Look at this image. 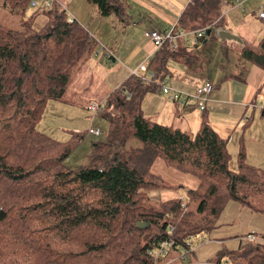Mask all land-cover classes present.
<instances>
[{"label":"trees","instance_id":"16d2710c","mask_svg":"<svg viewBox=\"0 0 264 264\" xmlns=\"http://www.w3.org/2000/svg\"><path fill=\"white\" fill-rule=\"evenodd\" d=\"M11 1L22 22L15 28L0 21V264H153L149 250L169 237L175 243L167 257L181 261L189 239L213 227V218L202 216L206 207L216 216L232 199L264 212V170L247 163L245 151L238 154L239 168L232 169L228 139L212 127L206 113L191 133L159 123L143 110L146 94L160 92L171 76V63L182 61L196 70L195 48L208 40L207 34L176 50L165 44L148 62L149 81L148 72L130 75L114 90L99 111L109 122L107 139L93 143L88 164L71 168L66 161L88 130L73 131L70 139L60 141L38 126L49 101L62 100L72 70L90 53L94 36L80 21L70 22L65 9H37L24 18L30 0ZM87 1L103 16L126 23L132 19L128 0ZM223 1L236 0H193L177 28L195 30L217 19L225 27ZM41 14L46 18L37 27ZM241 53L264 70V38L258 49L244 46ZM157 157L198 179L184 196L188 211L180 195L153 196L173 186L152 171ZM261 238H242L238 249L222 248L203 263L191 255L187 260L264 264Z\"/></svg>","mask_w":264,"mask_h":264},{"label":"rangeland","instance_id":"374dc122","mask_svg":"<svg viewBox=\"0 0 264 264\" xmlns=\"http://www.w3.org/2000/svg\"><path fill=\"white\" fill-rule=\"evenodd\" d=\"M61 1L68 6L69 10H77L79 21L94 36L95 44L87 57L73 68L71 82L62 100H51L49 102L38 127L60 141L70 139L73 131L88 130L90 123L100 128L101 136L88 133L79 143L78 148L67 159L66 164L69 167L79 168L90 162L93 143L106 140L109 131V122L102 113H94L87 109V103L84 104L86 97L92 95V98L98 104L106 103L112 92L120 86L118 84L125 82V80L123 81L124 77H122L124 72L121 71L126 69L123 62L125 58L122 55H117V60H113L112 56H107L109 49H106L105 45L110 42L113 44L111 46L115 49L118 48V52L125 53L129 50L132 58L139 55L142 48H145V56L143 58L145 61L149 55L147 46H150L151 41L145 35V26L137 22L136 18L133 19L132 17L131 21L126 23V20H121L114 15H101L97 6L87 0ZM185 1L188 2L189 0H183V2ZM240 1L246 2L245 5L238 8L246 18L242 21L240 29L232 28L231 26H228V28L235 35H238L236 34L238 32L241 34V36H238L241 37L242 43L237 40H229L226 41L228 46L225 47L221 44L222 39L220 36L212 33L207 35V42L200 41L195 48L197 57L192 60V66L198 70L199 76L210 79L214 84L215 91L221 88V79L225 75L238 74V70H242L241 66L251 64L243 57L240 48L249 46L252 49H258V36L260 33L264 35V21L259 19L260 7L264 4V2L260 4V1L264 0H236L234 3ZM237 6H241V3ZM16 9L19 11V8ZM16 9H13L11 0H0V21L7 23L11 27H21L22 18L16 13ZM37 9L39 8L30 5L27 7L25 15L30 16ZM223 14L221 13L225 23ZM44 18H46V15L41 14L36 20H42L44 24ZM254 23L258 26H255ZM152 24L151 22L147 23V28L150 29L154 26ZM98 40L106 41L107 44L102 46L98 43ZM98 52L102 54L99 55ZM150 59L151 57L148 62ZM97 62L100 65L94 66ZM132 70L135 69L130 70L129 76ZM139 74H143V71L139 70ZM227 93H229L228 88ZM106 95L107 97H105ZM143 101L147 111L150 110L149 107L155 110L157 108L155 103L160 104V92L147 93ZM255 102L262 105L260 108L261 121L256 119L247 123L246 120L242 119V121L236 125L233 124L230 129H227L223 121L212 120V124L216 127L220 136L229 140L230 166L234 170H237L240 165L238 159L240 151H245L247 163L264 170V140H256L264 139V118L262 117L264 110V85ZM197 109L199 110L200 108L197 106ZM153 114L159 116L160 113L153 112ZM158 120L160 122V117H158ZM200 125L197 129L191 126L188 131L195 133L200 128ZM214 126L213 128H215ZM152 171L161 174L173 184L171 188L154 192L153 196L156 197L155 199L162 200L179 195L186 196L187 190L190 187H196L198 184V179L195 176L174 168L161 157L153 160ZM202 216L212 217L213 227L199 232L188 241L193 250L190 255L194 261L199 263L214 259L222 248L238 249L241 239L250 233L264 235V212L255 211L238 200H228L216 216L209 214L208 207H206ZM261 241H264V239L261 238Z\"/></svg>","mask_w":264,"mask_h":264},{"label":"crops","instance_id":"0c3cea01","mask_svg":"<svg viewBox=\"0 0 264 264\" xmlns=\"http://www.w3.org/2000/svg\"><path fill=\"white\" fill-rule=\"evenodd\" d=\"M130 13L132 14L133 19L136 18L137 22H140L143 26H145V32L149 30L147 28V23H153L150 29L152 28H162L166 29L173 25L174 23H178L179 17L182 12L187 8L188 2L183 0H129ZM264 1H260V4ZM241 3V6H237ZM246 2L240 1L234 4L226 3L223 1L220 4V13H224L223 17L225 18V27L224 29L233 33L232 30L228 28L231 26L232 28L240 29L242 25V21L246 18V16L238 10L239 7L245 5ZM229 7V8H226ZM17 14H19L18 10H15ZM75 16L79 20V16L77 15L75 10H71ZM226 14V15H225ZM20 15V14H19ZM222 16V15H221ZM24 18H28L27 16H23ZM258 17V16H257ZM259 18V17H258ZM261 19V18H259ZM264 21V19H261ZM35 24L37 27H42V20H35ZM255 26H258L254 23ZM117 28V27H116ZM115 28V29H116ZM132 28V27H131ZM222 28V29H223ZM132 30V29H130ZM128 31V30H127ZM91 33V32H90ZM241 36L238 32L236 33ZM264 35L259 34V42L263 38ZM234 40V39H222L221 44L223 46H228L226 41ZM208 40L204 41L207 42ZM98 43L102 46L107 44L106 41H99ZM191 44V42H189ZM187 43V44H189ZM242 43V42H241ZM226 44V45H225ZM110 42L105 45L108 53L113 60H117V55H122L125 58L124 68L121 71L124 72L122 77L123 81L127 80L130 74L131 69H136L142 61H144L145 56V48H142L139 55L135 58L130 56V51L127 52H118V48L115 49L111 46ZM243 47L240 48V51ZM148 52L151 53L153 46L150 42V46H147ZM112 53V54H111ZM148 54V53H147ZM100 63L97 62L94 66H99ZM242 70H238V74L225 75L221 79V88L215 91L213 90L211 94V99L207 104L206 110L197 109L196 102L194 99L189 98L185 101L184 104H180L178 102H174L170 100L166 95L160 91V104L155 103L157 108L153 110L149 107L150 110H146L145 102L143 101V110L145 114L151 117L153 120L159 122L158 117H160V122L162 124H173L177 127H180L183 130L188 131V129L193 126L194 129H197L202 124L203 114L206 113L208 121H223L225 124V128L230 129L233 124H237L242 121V119L247 122L255 121L258 119L261 121L260 108L261 104H258L256 101V97H259V93L261 88L264 85V70L258 67L257 65L246 64L241 66ZM170 77L167 78V83L172 85L180 90L185 92L194 91L198 85L203 83L206 80H210L208 78H203V76H199L198 70H194L192 68H188L183 62L179 63H171L170 64ZM118 85H122L118 84ZM117 85V86H118ZM227 88L229 89V93H227ZM67 91V90H66ZM107 97V95L105 96ZM146 98V96H145ZM144 98V100H145ZM152 98V97H151ZM50 102V101H49ZM87 103H97L94 98L91 96H87L84 104ZM49 104V103H48ZM252 108V109H251ZM264 109V107H263ZM88 111V110H87ZM251 111V114L249 115ZM153 112L159 114H153ZM264 112V110H263ZM262 112V117L264 118V113ZM156 115V116H152ZM89 117V116H88ZM94 124V121H93ZM213 125V124H212ZM89 126H94L90 123ZM88 126V127H89ZM201 126V125H200ZM214 126V125H213ZM212 126V127H213ZM215 127V126H214ZM88 129V128H87ZM216 130V127L214 128ZM251 130V129H250ZM217 131V130H216ZM258 136V135H256ZM257 141H263L264 139H256ZM229 141V140H228ZM229 143V142H228Z\"/></svg>","mask_w":264,"mask_h":264},{"label":"built area","instance_id":"2783aa9c","mask_svg":"<svg viewBox=\"0 0 264 264\" xmlns=\"http://www.w3.org/2000/svg\"><path fill=\"white\" fill-rule=\"evenodd\" d=\"M193 0H189L188 3H191ZM30 5L32 7H37L40 10H52L55 8L65 9L69 15L70 22L79 21L75 14L69 10L68 6L62 3L61 0H30ZM259 17L264 19V4L260 7ZM218 20H215L211 26L202 27L195 30H180L177 28V22L171 25L166 29L162 28H152L145 32V35L150 39L153 49L151 53H149L146 60L141 63L138 69L132 70L131 75H140L139 70H142L143 73L148 72V59L152 57L156 51L162 48L165 44H168L172 49L176 50L180 47L181 43H189V42H198L201 38H203L208 30L214 28V33L219 35L221 31V27L218 25ZM101 55V52H98ZM110 56L108 53L107 56ZM152 74L148 72V76L145 77L146 81H149V77ZM214 90V84L210 80H206L197 88L188 93L183 90H180L172 85H169L166 81L163 82L161 91L172 101L178 102L180 104H184L185 101L189 98L195 100L196 105L201 110H206L207 104L211 99V94ZM106 103H90L88 105V110L94 113H98L99 111L104 110ZM88 132L94 134L96 136H100L101 129L95 126H90L88 128ZM182 200V207L184 212L188 211V203L186 198L183 195L179 196ZM173 230V227H171ZM249 240H257L258 235L256 233H250L247 236ZM175 243V240L172 237L168 239H163L159 242L158 246L149 250V255L153 256V264H194L189 262L187 259L190 257V252H193L191 249V244L189 243L190 249L183 248L181 251L182 258L181 261L173 258L167 257L169 248ZM167 257V258H166Z\"/></svg>","mask_w":264,"mask_h":264},{"label":"water","instance_id":"95a60500","mask_svg":"<svg viewBox=\"0 0 264 264\" xmlns=\"http://www.w3.org/2000/svg\"><path fill=\"white\" fill-rule=\"evenodd\" d=\"M210 34H211V30H208L207 35H210ZM219 36L221 39H234V40H237L239 42H242V39L240 36L235 35L234 33L230 32L226 29H221ZM147 225H148V223H140V222L138 223V226H140V227H146Z\"/></svg>","mask_w":264,"mask_h":264}]
</instances>
